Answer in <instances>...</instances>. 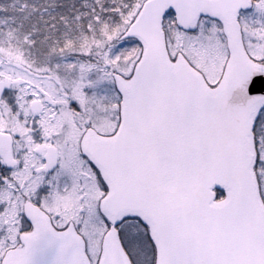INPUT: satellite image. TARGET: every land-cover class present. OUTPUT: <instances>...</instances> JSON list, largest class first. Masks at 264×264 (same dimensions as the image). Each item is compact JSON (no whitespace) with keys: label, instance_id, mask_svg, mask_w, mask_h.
<instances>
[{"label":"snow or ice","instance_id":"1","mask_svg":"<svg viewBox=\"0 0 264 264\" xmlns=\"http://www.w3.org/2000/svg\"><path fill=\"white\" fill-rule=\"evenodd\" d=\"M111 11L129 83L74 141L39 136L33 120V143L55 153L17 148L19 133L11 162L0 146V264L50 249L52 264H264V0Z\"/></svg>","mask_w":264,"mask_h":264},{"label":"trees","instance_id":"2","mask_svg":"<svg viewBox=\"0 0 264 264\" xmlns=\"http://www.w3.org/2000/svg\"><path fill=\"white\" fill-rule=\"evenodd\" d=\"M120 0H0V61L44 56L48 65L62 53L109 45L103 32L122 27L113 11ZM109 8V12L105 11ZM112 18L117 19L112 22ZM73 50V51H67ZM27 53V54H26ZM1 65V64H0ZM1 68V66H0ZM5 72V71H0ZM3 108H6L5 104Z\"/></svg>","mask_w":264,"mask_h":264},{"label":"rangeland","instance_id":"3","mask_svg":"<svg viewBox=\"0 0 264 264\" xmlns=\"http://www.w3.org/2000/svg\"><path fill=\"white\" fill-rule=\"evenodd\" d=\"M105 11L108 13L109 12V8H105ZM117 22V19L112 18V22ZM119 25V23H118ZM122 30V27L117 29L116 32H114L113 34L108 32H103L101 33L102 35L108 37L110 39V41L115 40L114 37H116L117 34H119V32ZM120 50L115 47L113 49H111L109 51L108 57H109V64H117L122 70H126L129 71L131 65L129 64L128 67H123L121 64V57L120 55H118V52ZM30 64H32L31 62H29ZM64 66L63 71L64 73H69L70 70L72 68H75L76 66H78V80L74 83V87L72 88V90H75L76 88H78L81 85V81L82 79L85 77L87 71L90 73L89 74V78L90 80L93 81L94 83V89L92 91H90L89 93V100H90V104L93 103L94 104V108L99 107L102 103H104V100L106 101V103L108 102L107 98H110L112 96V89L113 87H110V85L107 83L109 82L107 79V75H108V66L107 65H103V66H96V64L94 65H85V64H80L78 63L76 60L73 61H65L63 64L60 63H56L54 65V70H57V68L59 69L60 72H63L61 68V66ZM25 72H23V75L21 76V82H20V88L17 89L18 91V99L20 98V101L17 102V104H19V110L21 111V115H24L26 112V116L30 113V104L31 101H33L35 98H43V94L42 91H45V93L48 95H53V92L50 93V89H53V85L45 79H41L40 81H38L37 79H30L29 76H26L24 74ZM61 77V76H60ZM107 78V79H106ZM54 80H57L58 77L55 75L53 76ZM64 79L70 83L71 82V76L69 78L68 75L64 76ZM107 81V82H106ZM28 82H31L36 85L33 84L31 87L28 86ZM5 85L2 83V81L0 82V92L5 90ZM70 90V88H67ZM42 90V91H40ZM70 90V91H72ZM73 92V91H72ZM93 108V109H94ZM93 109L91 110V113L93 112ZM76 111L84 116L83 118H78L76 120H74L73 124L74 125L72 127V125L69 128H64L62 125H60V127H63L64 130H66V136L69 138L70 141H74L76 140L80 133L83 130V125L84 123L89 119L88 115L86 114V111L84 110V108L79 105L76 107ZM61 119H63L61 122L59 123H68L66 121V117L63 116H59ZM17 124V122H16ZM102 128L108 129L107 128V121H102L99 124ZM17 127L21 130L22 133H25L26 131V127L24 126L23 128H20L17 124ZM110 130V129H108ZM29 137H27L25 140H28ZM26 144V145H25ZM25 147H28L29 149L34 147V144H32L31 142L26 143L25 142Z\"/></svg>","mask_w":264,"mask_h":264},{"label":"flooded vegetation","instance_id":"4","mask_svg":"<svg viewBox=\"0 0 264 264\" xmlns=\"http://www.w3.org/2000/svg\"><path fill=\"white\" fill-rule=\"evenodd\" d=\"M60 98H61V100L59 103L60 104L59 107L64 108L66 103H64L63 101H64V99L67 98V93L65 91H62ZM42 105H43V103H42ZM30 119H31V121H30L31 124H32L33 120L36 121V125L39 128V136L45 137V138L52 137L53 140H56L57 142L70 141L69 138L66 136V130H64V128L60 127V124H58V121H59L58 108L57 109L53 108V110L49 112L48 116H45L44 113L41 112L39 114L33 115V117ZM62 126H64V125H62ZM29 133H32V134L29 135ZM35 135H36V133L33 132V127L30 126L26 136H24L18 142L17 148L25 147V145H26L25 142L26 143L31 142L32 144H34V147L29 149V153H31L33 150H37V149L46 155L49 152H54V153L56 152V147H57L56 143H49V142H47V140H45V142H43V143H33ZM27 137H29L28 140H25ZM57 137H59V140H57ZM26 155H28V154H26Z\"/></svg>","mask_w":264,"mask_h":264},{"label":"water","instance_id":"5","mask_svg":"<svg viewBox=\"0 0 264 264\" xmlns=\"http://www.w3.org/2000/svg\"><path fill=\"white\" fill-rule=\"evenodd\" d=\"M129 32L133 31L132 28L128 29ZM124 35H127V33H124ZM123 36H120V39H122ZM152 48L157 53H162L163 51V42L162 40L153 38L152 40ZM116 83H119L122 87L126 86L129 82L125 81L121 75L115 74ZM34 111H39L40 108L34 105L33 107ZM104 138L102 136H97L96 132L89 129V134L84 137L85 145L86 147H92L96 146L98 142L102 141ZM0 146H3L6 148V159L9 161L12 159V138L9 134L0 132ZM55 256V250L50 249L46 254L43 256L38 255L36 258V264H52V260Z\"/></svg>","mask_w":264,"mask_h":264}]
</instances>
